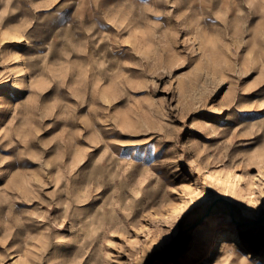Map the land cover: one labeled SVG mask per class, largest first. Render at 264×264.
<instances>
[{
	"label": "rangeland",
	"instance_id": "obj_1",
	"mask_svg": "<svg viewBox=\"0 0 264 264\" xmlns=\"http://www.w3.org/2000/svg\"><path fill=\"white\" fill-rule=\"evenodd\" d=\"M257 221L264 0H0V264H264Z\"/></svg>",
	"mask_w": 264,
	"mask_h": 264
},
{
	"label": "bare ground",
	"instance_id": "obj_2",
	"mask_svg": "<svg viewBox=\"0 0 264 264\" xmlns=\"http://www.w3.org/2000/svg\"><path fill=\"white\" fill-rule=\"evenodd\" d=\"M240 220L243 219L242 216L239 218ZM257 227H264V221H257L255 224ZM212 229V226H208L205 230L210 231ZM204 232V231H203ZM250 233V232H249ZM244 234H232V233H227L225 234L221 239L220 242L218 243V249H217V254H218V261L222 264H235L237 261V258L230 257L229 252L233 249L237 248L238 244H241V238H243ZM195 238V237H194ZM192 239L193 241L195 239ZM198 239L195 240V242ZM216 254V252H214Z\"/></svg>",
	"mask_w": 264,
	"mask_h": 264
}]
</instances>
